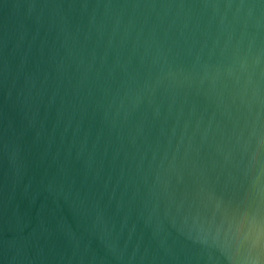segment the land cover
Segmentation results:
<instances>
[{"label":"water","instance_id":"1","mask_svg":"<svg viewBox=\"0 0 264 264\" xmlns=\"http://www.w3.org/2000/svg\"><path fill=\"white\" fill-rule=\"evenodd\" d=\"M0 264H264V0H0Z\"/></svg>","mask_w":264,"mask_h":264}]
</instances>
